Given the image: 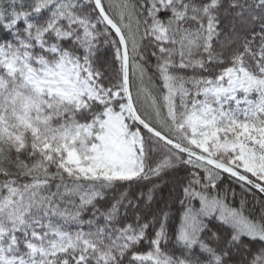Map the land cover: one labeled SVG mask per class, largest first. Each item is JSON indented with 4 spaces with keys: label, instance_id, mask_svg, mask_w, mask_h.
<instances>
[{
    "label": "snow or ice",
    "instance_id": "obj_1",
    "mask_svg": "<svg viewBox=\"0 0 264 264\" xmlns=\"http://www.w3.org/2000/svg\"><path fill=\"white\" fill-rule=\"evenodd\" d=\"M0 264H264V0H0Z\"/></svg>",
    "mask_w": 264,
    "mask_h": 264
}]
</instances>
